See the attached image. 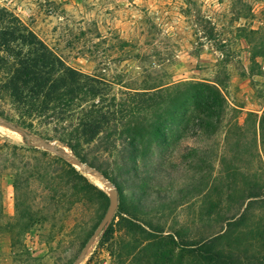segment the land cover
I'll use <instances>...</instances> for the list:
<instances>
[{"label": "rangeland", "instance_id": "obj_1", "mask_svg": "<svg viewBox=\"0 0 264 264\" xmlns=\"http://www.w3.org/2000/svg\"><path fill=\"white\" fill-rule=\"evenodd\" d=\"M0 7L85 74L84 85L105 91L81 92L38 117L27 113L31 106L21 115L0 88V264H75L105 218L79 264H264V0H0ZM182 81L223 95L210 135L183 137L177 126L182 93L172 88ZM170 110L176 125L165 147L154 132L166 130ZM100 112L109 121L86 141L81 122ZM137 128L144 157L133 150ZM26 138L75 156L73 146L107 177ZM26 146L60 156L84 179L18 148ZM117 184L136 205L133 223L114 226L100 243L117 210ZM208 236V250H199Z\"/></svg>", "mask_w": 264, "mask_h": 264}, {"label": "trees", "instance_id": "obj_2", "mask_svg": "<svg viewBox=\"0 0 264 264\" xmlns=\"http://www.w3.org/2000/svg\"><path fill=\"white\" fill-rule=\"evenodd\" d=\"M0 75H4V78L0 79V88L8 93L23 116V110L26 106H31L34 109L27 112L29 115L39 117L45 115L48 110L52 111L56 105H61V101L63 105L68 106L78 99L81 92L95 96L105 92L103 88H97L92 84L84 85L83 76L85 74L65 64L27 25L5 7H0ZM172 91L182 93V106L180 107V118L177 121V126L183 133V137H198L200 134L210 135L216 130L215 127L220 124L219 118L226 106L223 95L215 86L200 81H182L180 89L173 87ZM174 109L175 107H171V110ZM171 110L169 115L172 113ZM108 121L106 112H100L96 118L83 120L80 129L81 136L86 141H93L102 132L103 124L108 123ZM173 125H176V120L174 114H171L168 127L165 128L164 132L155 129L157 131L154 134L160 135L159 141L165 147H168L171 141ZM144 137L142 128L135 129L133 150L136 153L141 152V157L146 156L144 153H147L142 146ZM12 147L15 148L16 146L12 145ZM18 148L24 152L37 153L42 158L51 160L58 167L61 164L67 166L78 175V178L84 179L69 162L64 161L58 155L47 151L36 152L37 149L32 146ZM70 148L81 162H85L82 157L76 154L73 146ZM142 148L144 149L143 152ZM160 155L163 154L160 152ZM91 166L107 177V173L98 166L96 167L94 164ZM136 168L137 161H133L132 166H126V171L129 174ZM91 186L99 194L107 197L102 190ZM14 187L16 188V184ZM123 189V186L117 184V210L113 220L101 236L100 243L113 234L114 226L119 227L126 223H133V209L136 205L133 200H127ZM115 217H118L116 221ZM212 240L213 238H209V236L201 239L198 242L200 243L198 249L208 250Z\"/></svg>", "mask_w": 264, "mask_h": 264}, {"label": "water", "instance_id": "obj_3", "mask_svg": "<svg viewBox=\"0 0 264 264\" xmlns=\"http://www.w3.org/2000/svg\"><path fill=\"white\" fill-rule=\"evenodd\" d=\"M0 122H5L6 123V121L3 120V119H0ZM11 127L14 128V129H16V130H18V131H22L20 128H17L15 126H11ZM26 143L27 144H30V145H33L35 147H43V148H45V149H47V150H49V151H51L53 153L60 154L63 157H65L67 160H69L73 164H75L77 167L82 168V169H84L86 171L96 172V170L94 168H92L91 166H88V165L84 164L79 159H77L72 153H67L60 146H55L52 143H48V142H35V143H32L29 138H26ZM104 181L107 183L106 180H104ZM114 206H115V196L112 197L111 208H113ZM105 224H106V218L101 223V226H100L99 230L97 231V233L95 235H93L91 237V239L88 241L87 245L82 250V252H81L80 256L78 257V259L76 260L75 264H79V262L84 258V256L87 253V250H88L89 246L95 240L98 232H100L102 230V228L105 226Z\"/></svg>", "mask_w": 264, "mask_h": 264}, {"label": "bare ground", "instance_id": "obj_4", "mask_svg": "<svg viewBox=\"0 0 264 264\" xmlns=\"http://www.w3.org/2000/svg\"><path fill=\"white\" fill-rule=\"evenodd\" d=\"M88 172V171H87ZM97 175V174H96ZM98 176V175H97ZM94 175V179L101 185H104L106 189L110 190L109 184L103 181L100 177ZM102 180V181H101Z\"/></svg>", "mask_w": 264, "mask_h": 264}]
</instances>
